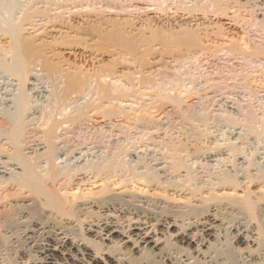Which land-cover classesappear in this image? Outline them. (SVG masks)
<instances>
[{
	"label": "bare ground",
	"instance_id": "bare-ground-1",
	"mask_svg": "<svg viewBox=\"0 0 264 264\" xmlns=\"http://www.w3.org/2000/svg\"><path fill=\"white\" fill-rule=\"evenodd\" d=\"M52 1L56 2L57 4H58V1L61 3L65 1V2H68L67 5H72L73 3H78V2L79 3L85 2L87 4V3H90L92 0H61V1L52 0ZM169 1L170 0H163V1L161 0L159 7H161L162 10H166V8L168 7L167 3H169ZM191 1L192 0L181 1L182 2L181 5L180 4L177 5L178 4L177 3L175 7L176 11L174 12L175 14L177 11L179 12L180 10V11L186 12V14L191 15V17L182 18L180 20H179L180 16L178 15L168 17V19L166 18L167 19L166 22H168V29L167 28L164 29L161 26H157V27L155 26L154 27L155 29L154 30L152 29L150 36H147V37L142 36L139 38H135V36L131 34L132 30H130V27H129V30L128 28L127 29L125 28L126 25H128V23L123 27L124 24L121 25L119 23L120 25H118L117 21H115L117 24L113 22L112 23L113 25L111 24L112 26L109 25V27L111 26V28L109 29V31L107 30L106 32L98 28L92 31L88 29L86 30L84 29L83 32L81 31L83 34H86V35L97 36L102 41H108L109 38L114 39L112 43L113 45L111 48L112 50L108 49L106 51H101V52L102 53L109 52L111 53L112 57L113 56H117V57L113 58L114 60H111L110 63L108 62L106 67L103 66V68H99V69L97 68L96 70L94 69L93 73H90V74L85 73V71L83 72V70H81V72L78 71L77 73H70V71L64 72V70L59 69V67L56 64L52 63L51 59L49 58V56L46 55L45 52H43L44 54H42L41 52L43 50H46L48 46H50V49H51V46L53 47V45H51L53 44L51 41L49 42L44 41L43 39L41 40L40 38L39 43H36V41L33 39L32 40L25 39L27 36L25 37L23 35L24 36L23 38L20 37L18 35L17 30L20 32L21 28L20 30L18 29V27H17V30L16 29L9 30V28L5 29L3 27L5 26L3 25V23H5L4 21L5 19L3 20L2 17L3 16L5 17L8 11H5V13H3L2 11L3 6L2 7L0 6V8H2L0 9L1 10L0 13L2 12L3 14H5V15H3L2 13L0 14V15H3V16H0V19L2 20V21L0 20L2 23V24L0 23V33L6 34L7 36L8 35L12 36V37L9 36L11 37L10 40L12 39V42L10 41L11 43L9 44L10 48L8 47L10 49L8 50V53L12 57H10L11 58L10 60L8 59L10 61L8 62L4 58L8 54L7 55L5 54V56L3 57L4 54L2 55L1 54L2 52H0V56L2 55V57L6 60V64H4L6 67H4L3 65L2 66L4 67L3 69L4 71H5V68L7 70L10 69L11 70L10 72L13 75H15V76H5V75L3 76L2 74L0 76V117L1 118H3L4 116L6 117V118L4 117L3 120L1 119L3 123H0V231H2L7 237L15 238L16 233L20 234L19 235L20 237L21 235H23L22 236L23 241L18 239L19 241H21V243L17 244V246L15 245V248L21 247L20 248L22 250L21 252L25 254V250H26L29 254L28 258L25 261H23L24 257H21L19 261L12 263L11 261L12 259L9 260L8 257L6 258L7 256L6 255L7 251L5 252L6 249H0V264H92L99 260L104 261L106 264H151L152 259H153L152 261H154L157 264H200L201 263L200 260L202 259L204 260V262H207L210 264H215V263L217 264L219 262L217 260V255L214 254V252H210V249H212L215 244L213 243L212 238L215 239L216 242H218L220 237L223 236V235L221 236V232L219 231L221 229L220 225H223L222 230L232 229L230 239H232V241H234L235 243L236 242L238 243L242 240L248 243L249 247L256 246L257 247L256 249L258 248L261 249L255 255L252 252H246V255H242L241 257V263L243 262V264H264V249H263L264 244L262 242L263 238L261 239V236L257 232V230L255 231L253 228L249 226V221L247 220L245 221V217L243 215H242L243 216L242 218H236L235 220H231L230 222L228 220L227 223L220 222V224H216L218 221H221L220 219L216 218L220 214L221 211L224 212L225 210L226 213L227 211L229 213L230 211H235V209L239 211V209L245 210L248 208H255L254 204H256L257 201L251 200V198L247 197V195L246 197H242V198L240 196L238 200H235L236 206L230 203H229L230 206L228 204L222 203V208H220V210L219 208H216V207L212 208V210H209V211L201 210L199 209L200 204L192 200L191 203L193 204L194 207H192L191 209H188V208L184 209L186 211H183V212L179 211L181 215H178L176 213L178 211H175L174 209L168 210V208L164 209L165 208L164 207L161 211L158 210L160 209L159 207H154L153 203H150L148 200H145L143 197H141L142 194L137 195L136 191H135L136 195L134 196L126 195V197H121V199H117L116 201L114 198H111L110 196L109 197L106 196L107 195L106 191H103L105 192L103 193L104 195L100 194L98 199H94L92 195L95 192L94 193L89 192L87 194L83 193V195H81L79 191V194L81 195L80 197V195L76 193H75L76 196L73 193H72L73 195H69L70 194L69 193L67 194L68 196L67 195L61 196L55 190L56 189L55 187L57 185L56 183L59 184V182L62 181L60 179H62L63 177L69 178L68 182H66L67 181L66 180L67 178H66L62 184L63 185L62 187L66 189L67 187L74 184V182L76 181L75 180L76 177H78L77 175L85 173V172H88L87 174H93L96 179L94 177L93 178L97 180V178L99 177L101 178L102 176L108 177L110 175L113 177L114 176L117 177L119 176V174L121 175L120 173L121 171L122 173L125 171L124 173H127V175L131 176L132 178H130L129 180L127 179L129 177L128 176L126 177L125 175L126 179L125 178L121 179L122 182L120 180L121 183H124L123 185L129 184V183H132V184L139 183L141 185H144L145 187H151L153 183H156L157 178L155 176L153 178L151 177L152 175L151 176L148 175V171H147V174L145 172H144L145 174L137 173V172L139 171L141 167L142 168L144 167L145 169L148 170L150 163L152 161H156L157 160L156 156L158 155L154 156L151 154V158L152 156L153 158L152 159L150 158L151 160L150 162H148L147 160L145 163L142 162L144 165L146 164L145 165L146 167L141 165V161L143 160L140 161L135 158L140 159V157L137 155L138 152L136 153V150L138 148L142 146L147 147L148 143L155 142L156 138H160V140H162L160 142L164 145V148L165 149L167 148V153L169 156H166V155L165 156L163 155V156L164 158H166V160L167 158L171 160L170 166L172 165L174 171L179 172V169H183V168L187 169L189 167L192 168V165L194 163L197 164L198 160L196 162H193V164H191L192 162L188 164L187 161H189L188 159L189 157H192L193 159L203 158L202 160L205 161L206 163L202 164V160H201L199 164V165L202 164L203 167L204 165H207L208 167H210L212 164L210 165L208 163L215 161L216 158L214 159V157L218 155L217 154L218 151L214 150L215 148H212L211 146L209 147V146H203V145L202 146L195 145L196 148L194 149V151L196 152L200 150H204V149L206 150L201 152L203 154L193 155V153L195 152H193V150L191 149L192 146L190 147L189 143L187 142L188 140H190L189 133L187 132L185 133V131L182 132L183 136H185V134H188V136L186 135L185 138L182 137V134H180L181 136L174 137V138H177L179 141H176V139L175 140L172 139L173 137L168 138L167 136L168 133H171V131L173 130H174L173 132L175 133H177L178 131V129H175L174 127L175 123L172 125L171 122L173 121H171L170 122L171 124L170 123H169L170 125L168 124L169 127L167 126V128L169 130H167L166 127H165L166 129H164V126L159 127L161 125L155 124L156 122L153 123L155 125L152 126L151 121L153 119L155 120V118L150 117V116H152V114L155 113L154 112L155 109L157 112H159L162 108H164L163 107L164 105L166 106V104H168V101L169 103L171 101L173 102V104L175 103L176 107L179 108L178 113H180L181 111V112H185L186 114H188L186 115L185 113H182L183 114L182 117H184V120L190 121L191 119V121L192 120L197 121L196 122L197 124L198 122H200L202 126L208 129L209 125H208V119H207L208 118L207 112H205V114L202 115L203 112L200 113V110H201L200 109L199 113L201 115L197 112V113H194L196 115L191 116L190 113L186 112L189 110V109L187 110L186 108L187 104L185 106V103L186 102L189 103L192 99L200 98V100H203L202 95L205 94V92L207 91L216 93L220 89L219 85H216V82L210 83L207 80L208 78L207 79L205 78V80L202 79L203 76L205 75V71L204 72L202 71L203 72L202 74V72L199 70L198 67L201 66V63L205 65V64H208L209 62L211 64L212 62L220 61L224 57L226 60H228L227 62H229L231 59L240 58L243 60L242 65H241L243 67H241L240 69L242 71V72L240 71L241 74H239L238 68L235 69L236 68L235 66H234L235 67L234 69L237 71L233 72V69L231 70V68L230 69L228 68L229 71L228 70L226 71H228L229 74L232 73L233 74L232 76H237V77L242 76L243 77L242 80L243 79L245 80V81L243 80L244 81V85L242 84L243 86L245 85L248 86L249 84L251 85L252 83L254 84L261 83V85L264 84L263 82L264 80L262 81V78L259 79V77L258 78L256 77V76H261V77L264 76V71H263L264 69L262 71L254 70L255 66H253L254 63H257L259 60L264 59V0H207V2H205V4H202V5L200 4L198 5L200 0H194V2L191 3L192 5L189 6L190 4L189 2ZM33 2H36V1L34 0ZM48 2L50 3L51 0H49ZM164 3H166L167 5H165V8H162L164 7L163 6ZM27 4H30V3H27ZM51 4H53V2ZM12 5L14 4L12 3ZM12 5H10V8ZM54 5L56 4L54 3ZM17 7H19L18 4L16 5V8ZM24 8H26L25 5H24ZM30 8H33V7L31 6L28 7V9ZM54 9H57V8L55 7ZM4 10H6V8H4ZM30 10L32 11V9ZM30 10L28 11L25 10L26 12L23 13L21 9L23 17H21L22 19L20 18L21 19L20 23L18 22L19 20L17 21L19 23L18 25L24 27L23 25L25 23L31 24V22L35 20L33 19L34 17H37L38 15L41 17L42 14H43L42 16L44 17V14H45L44 12L42 11L31 12ZM37 10H39V7L37 8ZM198 13L199 14L204 13L205 16H208L209 14L214 15L218 19L217 21L219 23V24L216 23L218 24V26L214 25V26H217V28L219 27L218 33L219 32L223 33L224 31L228 30L226 29V25L229 24L230 28L236 27L239 29L242 28L243 30H246L245 32L247 36H244L245 38L243 42H241L242 40L241 41L235 40L232 42L230 41V45L223 44L222 43L223 41L222 42L219 41L218 43L215 41L214 45H210L213 43H210V44H208V42L205 43L204 41L206 38L211 39L212 37L209 36V33H206L209 28L207 29L205 25H204L205 27L203 26L202 28L201 26L203 24L199 22L197 23L199 19H202L200 17L198 18V15H199ZM47 14H45L46 17H47ZM260 16H263V17L260 18ZM57 17L53 16V18H51L49 22H52ZM225 18L228 19L230 22L228 23L223 22ZM193 21L195 22L194 24L191 23ZM104 24L106 25L107 23L104 22ZM165 24H163V26ZM194 25H196V27L198 28H194L193 27ZM129 26H131L132 28L131 23ZM148 26L146 28L150 29V27H152L151 25H148ZM57 27L55 25L54 28L57 29ZM70 27H73V26H70ZM70 27L67 26V31H68L67 33H70V32L73 33L74 30L72 31ZM230 28L229 30H231ZM57 30L63 31V28L60 29L59 27ZM200 30L201 31L203 30V33L205 32L204 36H209V37H206V38L203 37V35H201V33L199 32ZM250 32H261L260 34L261 44L260 43L257 44V42L255 41H253L255 42L253 43L251 39H248ZM77 33L79 34L80 32L77 31ZM142 33H144V31ZM218 35L216 36L220 37L221 39L222 37L220 36V33ZM166 36H168L167 39H165ZM203 38L205 39L203 40ZM239 38L242 39V37H239ZM0 48L2 49L3 47L0 46ZM100 50L101 49H98L97 52H100ZM220 53H223V54L220 55ZM157 56H159L158 57L159 61H162L168 66H170V64L172 65V62L176 63L175 66H177L178 71L175 72V75L172 74L173 76H176L175 78L171 77L172 75L168 74L169 72L164 69H162L163 71H160L161 69L151 71V68L153 67V65H155L154 63H155V59L157 58ZM2 57H0V62L1 61L3 62L4 60ZM1 58L3 60H1ZM6 58H9V57H6ZM193 59H195V62L200 65L199 66L197 64L198 67L197 68L195 67V69L197 70V72L200 71L198 73L202 77L201 79L204 80L203 84L201 85H200V82H198L199 78L197 77H196L197 79L194 77L195 80L192 78H191L192 80H190L189 78L184 79L185 76L187 77L189 76L186 73L188 72L190 73V71H192L193 69L191 67L192 69L191 70L189 69V71H187L190 65L189 66L187 65L188 66L187 68V66H185V63L188 64V61L190 63L191 60L192 62H194ZM186 60L188 61L186 62ZM192 62H191V66L195 63L194 62L192 64ZM227 62L225 64L226 66L228 65ZM7 64H8V68H7ZM37 66H39L43 71H46L47 76L45 77L38 76L39 74L35 73V70H37ZM185 67L187 69L183 70L182 68H185ZM207 67H211V66H207ZM120 68H126L130 70V72L128 71L127 73H125L126 71L123 73L119 72ZM214 69L217 70L216 76H223L225 73L224 66L220 67L217 64V67ZM4 71L3 73L6 74L5 72L7 71L5 72ZM244 71L246 73H244ZM257 71L260 72L258 75H256ZM10 72L9 74H11ZM153 74H155V76H159V77L161 76L160 79L162 80L161 81L162 83L156 84L158 78L153 77ZM183 75L185 76L181 77ZM118 76L119 77L121 76L120 83H117L119 80L112 83L111 80L112 79L115 80L114 78ZM195 76H198V75L195 74ZM248 76H251V77L255 76L256 78H249ZM229 78H231V75ZM164 79L166 80L168 79V81ZM196 82L199 83L200 87H198L197 85L198 83L196 84ZM24 83L28 84V87H26L27 85L25 86V88H27L26 89L27 91L25 90V92L24 90L20 91ZM86 91H88V93H86ZM78 93H82V95L84 94L82 96L84 99L87 96H90L89 97L90 99L86 98L87 101H84L83 104L81 103L79 105V100L83 98L81 96H79V98L74 97V95L76 94H77L76 96H78ZM39 96H41V98H39ZM37 97L38 99H36ZM44 97L47 99L45 100ZM43 98H44V101L42 100ZM147 99L148 101L150 100L149 103L146 101ZM207 99H210V98L208 97ZM39 100H42L41 104ZM38 101L39 103H37ZM127 101H132V102H127ZM124 102L130 103L129 109H126V106L122 105V103ZM75 103L76 104L78 103L77 104L78 106L76 105V107L71 108L73 104H74L73 106H75ZM106 103L108 104V106L106 105ZM198 103L201 104L200 106H202V108L204 109L203 111H205V108H206L205 104L208 106L207 101L205 100L201 103L200 102ZM208 103H211V100H208ZM185 108H186V111H183ZM189 108H193V106ZM102 109H109V110L116 109L117 112L120 113V115L124 117L125 120H127L126 123L128 124H125V125H128L129 129H133L137 131L136 133L139 132L138 130L140 128L142 129V130L140 129V133H143V135L141 134L142 136L136 137L135 140H133L132 138L131 139L132 141L130 140L128 141L129 143L123 142L124 143L123 145L121 143H117V146H119V148L114 146L117 148V150L119 149L120 153H124L125 157L129 156V160L132 162H135V166H132V165H131L132 167L127 166L128 165L127 161H126L127 165L126 166L123 165L124 164V162H122L123 159L121 160L123 164L121 162L120 163L117 162V165H116V162L114 164L113 162L114 160H111L112 162L110 161L111 163L110 165L106 164L105 166H102L101 164L100 165L94 164L90 168H89L90 164L89 166L87 164L86 166L82 164V162L85 159H87V157H91L94 154L95 155L97 154L96 152L95 153L91 152V150L93 151V149L97 148L98 146H93L92 148H89V149L87 148L88 145H91V146L92 144L98 145V144H95L99 142L97 137H96V140H94L95 136L91 140L89 139L92 136H89V139H87L88 137L83 136L84 139H76V140L72 139L73 141L66 140V139H64L63 141L61 140V142L59 143L55 141L56 140L55 138H58L60 136V134H58L60 132L59 131L60 129L65 130L63 132L67 133L68 131H70L71 128L75 127V125L76 126L79 125L80 122H83V123L92 122L90 125L92 126V128H95V124L99 123L97 122V119H95V117L98 115V113H100V110L102 111ZM146 113H149L151 115L148 116V114ZM104 114L103 116L105 117L106 114L105 115ZM176 115H180V114H176ZM150 118H152V120ZM166 118H167L166 120H168L170 117L167 116ZM254 123H257V121ZM123 127H126V126H123ZM234 127L235 126H233V128ZM252 127H255V124L252 125ZM26 128L27 129L29 128V131L28 130L26 131ZM151 128H154L153 131L155 132L156 130L155 133H158V135H154V132L152 133V131H149L150 133L145 132L146 129L148 130ZM129 129H127L126 127L125 131ZM163 129L164 131L166 130L165 131L166 133L162 132ZM198 129L200 130V128ZM39 131L42 132L41 136H37V134L40 133ZM130 131H127L129 132V136H131ZM200 131L202 133L204 132L203 130H200ZM200 131L197 133V135L202 136ZM160 132L164 134L163 137H160L159 135ZM189 132L192 133V131H189ZM240 133L242 134V132ZM27 134H29V136ZM123 134L125 135L127 133L124 132ZM192 134L194 135V133ZM146 136L147 138H145ZM181 137L182 139H180ZM42 144H44L48 148V150H44L47 148L43 147ZM192 144L193 143H191V145ZM60 145L62 146L60 147ZM263 145L261 147H263ZM107 146H111L110 143ZM128 146H130V148L127 149ZM208 147L210 149H207ZM6 148H9L10 151H12V153L8 154L10 156L5 155ZM131 148H134V150L132 151ZM88 151L91 153H89ZM170 151L171 153H169ZM182 152L186 153L184 157H182L183 156ZM64 154L66 157H64L65 161L63 162L64 163L68 162V164L66 163L67 164L66 168L64 167L65 164L64 166L62 165V168L63 167L65 168L62 171L61 166H58L57 161L60 160V158H62V155ZM3 157H7V160H4ZM164 158H161V159H164ZM257 160L255 162H257ZM124 161H125V158H124ZM231 161H233V159ZM43 163H45V165H43ZM155 164H158V161H156ZM187 164L190 166L188 167ZM213 164L215 165L216 163H213ZM234 164L235 163H233V165ZM259 166L260 168H262L261 165ZM17 169H21L22 172L19 173L20 171L19 172L16 171ZM220 169H224V168H220ZM225 171H226V168H225ZM43 172H44V175L43 174L41 175V173ZM209 172H211V170ZM227 173H232V172L230 170V172H227ZM234 173H235V170H234ZM188 174L191 175V173H188ZM123 175H121L122 178H123ZM209 175H211V173ZM213 175H215V173ZM223 175L224 174H222V176ZM227 175L226 176L224 175V176L231 177L233 174H229V176ZM222 176L220 178L216 176L217 179L216 178L215 179L217 181L216 182L211 181V183H208L207 186L211 184L210 187H212V185L214 184V186L219 185L224 188L232 186L231 188H234L235 185H237L236 183L237 181H235V179H232L234 176L231 178L230 177L222 178ZM260 176L261 174L258 177ZM191 177L193 176H190V178ZM210 177H212V175ZM194 178L195 177H193L192 179ZM192 179L190 180L192 181ZM194 181L196 180L194 179ZM117 182L119 185V181ZM184 182H186V180ZM177 185L178 184H176V186ZM198 185H199L198 187H194L193 189H198L202 187V185L200 187V183ZM185 187H186V184H185ZM81 188H78V189L80 190ZM142 189L141 191H144ZM102 190H105V188ZM227 194L229 193L225 194L226 197L228 196ZM211 195H212V200L219 198L218 196L219 194L216 195L212 193ZM69 196H71L72 198L74 196V198L71 199L69 198ZM236 196L239 197L238 195ZM220 198L224 199L223 195ZM136 202H140V204L141 203L142 204L138 205L136 204ZM94 208L98 210L95 211ZM48 209L52 210V214H58V216L59 214L60 215L62 214L63 216L64 214L69 215V213L71 214L72 212V215L73 213L75 215L80 214L79 216L87 214L86 217L94 218V220L88 223V225L85 227V234L94 233L93 245L91 243H87L85 240V237H81L79 234H77V232L70 230L71 228H67L66 226L65 227L60 226L58 225V222L56 221H55L56 223H53V221H50L49 218L44 219L42 217L39 218V216L35 218V216L33 215V212H38L40 214V212L37 210L48 212ZM29 212L30 213L32 212L31 213L32 215ZM223 212L221 213L223 214ZM117 213H118L117 216L120 217L119 221H121L124 218V216L126 217L128 221L127 224H124L125 222L122 223L123 221L120 224V223H117L118 222L117 220L116 221L113 220L116 218V217L114 218V215ZM172 213L174 214L176 213L177 215L176 214L173 215ZM232 213H235V212H232ZM232 213L231 215H234ZM260 214H261V217L264 216V209H261ZM121 215H124V216H121ZM16 216H18V218ZM127 217L130 218V220ZM180 217H183L182 220L183 219L188 220V222L185 223L184 221L179 226L178 218ZM239 217H241V215H239ZM23 218H25V220H23ZM192 218L196 219L195 222H192V220H190ZM62 219L64 220V218ZM26 220H29V221L27 225L24 226L26 229L22 231V228L19 229L18 225H20L21 223L23 224V222H25ZM217 226L219 229L218 228L216 229ZM173 228H176L177 230L175 235L171 231ZM172 236L174 237L170 239H173V241L170 240L169 242V237H172ZM164 240L168 241V246L170 247V249H166L167 248L166 245L163 244ZM107 241L110 243V245L109 243H107ZM22 242H23V246H21ZM183 244L187 246H191V244H193L194 248L190 249V252H189L185 248H183ZM113 247L121 248V251L118 252L117 249L112 250ZM29 251L31 253H29ZM200 256H202V258H199ZM136 261H139V262L137 263Z\"/></svg>",
	"mask_w": 264,
	"mask_h": 264
},
{
	"label": "rangeland",
	"instance_id": "rangeland-1",
	"mask_svg": "<svg viewBox=\"0 0 264 264\" xmlns=\"http://www.w3.org/2000/svg\"><path fill=\"white\" fill-rule=\"evenodd\" d=\"M9 1L10 0H3V1L1 0L0 1V6L1 7L3 6L2 7L3 9L2 8H0V9H2L3 13H5V11H8L6 13V15L1 12L3 15H5L6 18L3 15H0V16H3L2 17L3 20L5 19L4 20L5 23H3V25H5V26H3V27L5 29L9 28V30H13V29L17 30V27L20 30V28H21L20 32L17 30L18 35L20 37H22V38L24 36L25 37L27 36L25 39H28V40L29 39H31V40L33 39V40L36 41V43H39V41H40L39 39L40 38H41V40L43 39L44 41H48V42L51 41L53 43V44H51V45H53V47L51 46V49H50V46H48V48L46 50L41 51L42 54H44L43 52H45L46 55L49 56V58L51 59L52 63L56 64L59 67V69L64 70V72L70 71V73H77L78 71L81 72V70H83V72L85 71V73H89V74L93 73L94 69L96 70L97 68L98 69L99 68H103V66L106 67L108 62L110 63L111 60H114L113 58L117 57V56H113L112 57L111 53H109V52H104V53L101 52V51H106L108 49L112 50L111 49L112 45H113L112 43L114 41L113 38H109L108 41H102L97 36H91V35L83 34L82 32L84 31V29L85 30L88 29V30L92 31V30H96L98 28V29L104 30V32H106L107 30L109 31V29L113 25L112 23L113 22L116 23L115 21H117L118 25L124 24L123 27L128 23V25H126L125 28L126 29L128 28V30H129V27H130V30H132L131 34L134 35L135 38H139V37H142V36L143 37L150 36L151 31H152V29L153 30L155 29L154 28L155 26L156 27L157 26H161L164 29L165 28L168 29V22H166L168 17L174 16V15H178V16H180L179 20L182 19V18L191 17V15L186 14V12H183V11H180V10H179V12L177 11L174 14V12L176 11V8H175L176 4L178 3L177 5H179V4L181 5V3H182L181 1H185V0H181V1L180 0H177V1L173 0L174 2L172 0H170L172 2L169 1V3H167L168 7L166 8V10H162L161 7H159V5L161 3V0H158L160 2H158L157 0H101V1L100 0H98V1L97 0L96 1L92 0L90 3H87V4L85 2H83V3L82 2H80V3L78 2V3H73L72 5H67L68 2H65V1L63 2L65 4H63V3L59 2V1H58V4H57L56 2H54L52 0H51L50 3L48 2L49 0L48 1L47 0L46 1L45 0H39L40 2L42 1L43 3L42 2L40 3L38 0H35L36 2H33L34 0H31V1L30 0H27V1L26 0H11L10 1L11 3ZM13 1L15 3L16 2L17 3L15 4ZM47 2H48V4H47ZM52 2H53V4H51ZM193 2H194V0L189 2L190 3L189 6H191L192 5L191 3H193ZM205 2H207V0L206 1L205 0L201 1L200 0L198 5L199 4L200 5L205 4ZM12 3L14 5H12ZM27 3H30V4H27ZM54 3L56 5H54ZM17 4H18L19 7L16 8ZM69 4H71V3H69ZM167 4L166 3H164V5L162 4L164 6L162 8H165V5H167ZM10 5H12L11 8H10ZM24 5H25L26 8H24ZM35 5H36L37 8L39 7V10H37ZM21 6H23V7H21ZM30 6L33 7V8H30V9H32V11L30 9H28V7H30ZM47 7H48V9L49 8L50 9L48 10ZM55 7L57 9H54ZM4 8H6V10H4ZM40 8H41V10H40ZM21 9H22L23 13L28 11V10H30L31 12H33V11L34 12L42 11L45 14H47V13L48 14H47V17H46L45 14H44V17L42 16L43 14L42 15L40 14L42 18L38 15L39 17L37 16V17L33 18L35 20L32 19L33 21L31 22V24L30 23H28V24L25 23L23 25L24 27H22V26L18 25L21 22V19H22L21 17H23ZM46 11H47V13H46ZM10 12H12V13H10ZM13 13H14V15H13ZM53 16H56V17L58 16V17L55 18V20H53L52 22H49L50 19L53 18ZM199 17L202 18V19H199L197 21V23L198 22L202 23L203 24L201 26L202 28H203L204 25L206 26L207 29L209 28L206 33H209V36L212 37L211 39L213 41L210 38H206V37H209V36H204L205 32L203 33V30L202 31L200 30L199 32L201 33V35H203V37L206 38V39L203 38V40L205 39V41H204L205 43H207V42H208V44L213 43V44H210V45H214L215 41L217 43L219 41L220 42L223 41L222 43L225 44V45H230V41L232 42V41H235V40H237V41H241L242 40L241 42H243L244 38H245L244 36H247V34L245 32L246 30H243L242 28L239 29V28H236V27H231L230 28V25L228 24V25H226V29H228V30L225 29L226 31H224L223 33L219 32L220 36L222 37L220 39V37H218L219 36L218 35L219 34L218 33L219 27L217 28V26L219 24L218 21H217L218 19L212 14H209L208 16H205L204 13L203 14L202 13L199 14L198 18ZM262 17L263 16H260V18H262ZM58 20L59 21L61 20V21L59 22ZM1 21H0V23H1ZM183 21H184V19H183ZM104 22L107 23L108 25L107 24L105 25ZM170 22H172V21H170ZM223 22L228 23L230 21L225 18L223 20ZM130 23L132 24V28H131V26H129ZM143 23H145L146 25L143 24ZM149 23H151V24H149ZM155 23H156V25H155ZM191 23L194 24L195 22L193 21ZM216 23H218V24H216ZM16 24H17V26H16ZM54 24L56 25V27L58 26L57 29L59 27H60V29L63 28V31L57 30L56 28H54L55 27ZM163 24H165V25L163 26ZM109 25H111V26L109 27ZM134 25H135L136 28L134 27ZM148 25H151L152 27H150V29L146 28ZM212 25H213V27H212ZM214 25H217V26H214ZM67 26L75 27V28H73V27H70V28H71L72 31L73 30L74 31L76 30V31L75 32L73 31V33L72 32L67 33L68 32L67 31ZM193 27L194 28H198V27H196V25H194ZM229 28L231 30H229ZM135 29H137V30H135ZM207 29H205V30H207ZM42 30H43V32H42ZM64 30H66V31H64ZM77 31L80 32V33L78 34ZM143 31H144V33H142ZM12 33H13V31H12ZM75 33H77L78 35L75 34ZM260 34H261V32H250V34L248 36V39H251L252 42L253 41L257 42V44H259V43L261 44ZM216 35H218V36H216ZM9 36H11V35L7 36L6 34L0 33V44H1L0 46L4 48V49L0 48V52H2L1 53L2 55L4 54L3 57L5 56V54L6 55L8 54L6 57H9V58L4 57L8 62H10L9 61L11 59L10 57H12L8 53V50H10L9 49L10 48L9 44H11L10 41L12 42V39L10 40V38L12 36L11 37H9ZM239 37H242V39L239 38ZM167 38H168V36L165 37V39H167ZM218 39H220V40H218ZM255 42H253V43H255ZM98 49H101L100 52H97ZM4 52H6V53H4ZM222 54L223 53H220V55H222ZM2 55L0 57H2ZM158 57L159 56H157V58L155 59V63H154L155 65H153V67L151 68V71H155L157 69H159V70L161 69L160 71H163L162 69H164V70L169 72L168 74L175 75V72L178 71L177 66H175L176 63L172 62V65L170 64V66H168L167 64L163 63L162 61H159ZM2 58H1V60L4 59V58L3 59ZM5 59L3 60V62H5V63H3L2 61L0 62V73H1L0 76L2 74H3V76L4 75L5 76H15V75H13L10 72L11 71L10 69L7 70L5 68V71H7V72H5L3 70L4 67H6L4 65V64H6V60ZM187 61L188 60H186V62ZM193 61L195 62V59H193ZM227 61L228 60H226L225 57H224L220 61H215V62H212L211 64L209 62H208V64H205V65L203 63H201V66H200L198 63H196V62L194 63L191 60L190 63H189V61H188V64L185 63V66H187V65L189 66L190 65L189 68L187 66V68H188L187 71H189V69L191 70L192 68L194 70L192 69V71H190V73L189 72L186 73L187 75H189L188 77L185 76L186 74L181 76V77L185 76L184 79L185 78H189L190 80H192V79L195 80V78L197 77V78L200 79V80L198 79V82H200V85L203 84L205 78L206 79L208 78L207 80L210 83L211 82H214V83L216 82V85H219V87H220V89L218 91L219 93L218 92L214 93V92H210V91L208 92L207 91V92H205V94L202 95L203 96L202 97L203 100H200V98L192 99L190 101L192 103V105H191L190 102L189 103H187V102L185 103V106L187 104V106H186L187 110L188 109L189 110L186 111V108L183 110V111H186L187 113H190L191 116L192 115H196L194 113H197V112L199 113L200 109H201L200 113L203 112L202 115H204L205 112H207V114H208L207 115V117H208L207 119H208V125H209L208 129L206 127L202 126L200 122H198V124H197L196 123L197 121H193V120L191 121V119H190V121L184 120V117H182L183 116L182 113H185V112H181L180 111V113H178L179 108L176 107L175 103L173 104V102H171V101H170V103L168 101V104H166V106L165 105L163 106L164 108H162L163 110L161 109L162 111L160 110L161 112L160 111L157 112L156 109H155L154 112L157 113V114L153 113L155 116L153 114H152V116H150L151 114L146 113V114H148V116L155 118V120L153 119L154 121L152 120V118H150L152 120V121L150 120L151 123H152L151 124L152 126L157 124V125H161L159 127L164 126V129H166L167 126L169 127V125L171 123H172V125L175 123L174 127H175V129H178V131H177V133H175V132H173L174 131L173 130V131H171V133H168V135H167L168 138L169 137L170 138L173 137L172 139H174V140L176 139V141H179L177 138H174V137L181 136L180 134H182V132H184V131H185V133L186 132L189 133L190 134V140H188L187 142L189 143L190 147L192 146L191 149L193 150V152H195V153H193V155L203 154L201 152L206 150V149H204V150H200V151L196 152V151H194V149L196 148L195 145H199V146L203 145V146H209V147L211 146L212 148H215L214 150L218 151V153H217L218 155L216 157H214V159L216 158L214 162H209L208 163L210 165L212 164L211 165L212 167L210 165H209L210 167H208L207 165H204V167H203L202 164L206 163L205 161L202 160L203 158H201V159L194 158L193 159L192 157L188 156L189 157L188 158L189 161L191 160L190 162L186 160L188 164H190L191 162H192L191 164H193V162H196L197 160H198L199 163L198 162H197V164L194 163L192 165V168L189 167L190 165L187 164L189 168L186 167L187 169H185V168L179 169V172L178 171H174L172 165L170 166L171 160L169 158H167V160H166V158H164L165 155L169 156L168 153H167V148L166 149L164 148V145L160 142V141H162V140H160V138H156L155 142L148 143L147 147L142 146V147L138 148L136 150V153L138 152L137 155L140 157V159L139 158H135V159H138L140 161L143 160V161H141V165L145 166L146 164L144 165L142 162L145 163L146 160L148 162H150L151 161L150 160L151 154L154 155V156L158 155V156H156V158H157L156 161H158V164H155L156 161H152L153 163L152 162L150 163L151 167L149 165L148 170L145 169L144 167L143 168L141 167L140 169L138 168L139 171L137 170L138 171L137 173H144L145 172L146 174H147V171H148V175H150V176L152 175L151 177L154 178V176H155L157 178L158 181L156 180V183H153L151 185V187H145L144 185H141L139 183H137L138 185L136 183L135 184L134 183L133 184L129 183L130 185L129 184L123 185L124 183H121L122 182L121 179H124V178L126 179L127 176L129 177V178H127L129 180H130V178H132L131 176L127 175V173H124L125 171L123 173H122V171L120 172L121 175L124 174L123 178L119 174V176H117V177H115V176L113 177V176H110V175L108 177L107 176L106 177L102 176L101 178H103V179H101L99 177V178H97V180H95L96 178L94 177L93 174H87L88 172H85V173L77 175L78 177H76V179H75L77 182L75 181L74 184H72L71 186L67 187L66 189L62 187L63 186L62 184H63L64 180L67 177L66 178L63 177L62 179H60L62 181H60L59 184L56 183L57 184L56 187H55L56 188L55 189L56 192L58 194H60L61 196H64V195L66 196L69 193H70L69 195H73V194L75 195V193L79 194V191H80L81 195H83V193L87 194L89 192L90 193H94L95 192L92 196L94 197V199H98L100 194L102 195L103 193H105L103 191H106L107 192L106 196H108V197L110 196L111 198H114L116 201H117V199H121V197H126V195L127 196L128 195L129 196H134L136 194L137 195L142 194L141 197H143L145 200H148L150 203H153L154 207H159L160 209H158V210L161 211L164 207H165L164 209L168 208V210L174 209L175 211H178V212H176L178 215H181V213L179 211L183 212V211H186L184 209H187V208L191 209L192 207H194L193 204L191 203L192 200L196 201V202H198V204H200V208L199 209H201V210H208L209 211V210H212V208H215V207L219 208V210H220V208H222V203L228 204L229 206H230V204H233L234 206H236V201L235 200H238V198H240V196L242 198V197H246V195H247V197L251 198V200H254V201L256 200L257 201V203L254 204L255 208H248V209H245V210L239 209V211L242 210L243 213H242V211L239 212L237 209H235V211H230L229 210L231 213L235 212V213H232L234 215H231V213L230 212L228 213V211L226 213L225 210H224V212L221 211V212H223V214L220 212V214L216 217V218L220 219L221 221H218L216 224H220V222H226L227 223L228 220L230 222L231 220H235L236 218H242L244 216L245 217V221L246 220L249 221V226L251 228H253L255 231L257 230V232L261 236V239L263 238L262 242L264 244V224H263L264 223V219H263L264 216H262L263 217L262 218L261 214H260L261 213V209H264V164H262V163H264V160H263L264 158H262V157H264V151H263L264 150V145H263L264 144V84L261 85V83H259V84L252 83L251 85L249 84L251 87L249 85L248 86L247 85L243 86L245 80L244 79H243L244 81L242 80V78H243L242 76H238V77L237 76H232L233 75L231 73L232 71L230 72L231 74H229V72H228L230 68H231V70L233 69V72L237 71L235 69L238 68V70H239L238 72H239V74H241L242 71L240 69H241V67H243V66H241L243 60L238 58V59H231L229 62H227ZM191 62H192V64L194 63L192 66H191ZM226 62L228 64L227 66L225 65ZM173 64H174V66H173ZM197 64L200 67H198ZM217 64L220 67L224 66L225 73H224L223 76H216L217 70L214 69V68L217 67ZM202 65H204V66H202ZM100 66H102V67H100ZM207 66H211V67H207ZM253 66H255L254 70H258V71L261 70L262 71L264 69V59H261L257 63H254ZM195 67L196 68L198 67L201 72L205 71V75L208 76V77H206L204 75L203 78H202L200 76V74L198 73L200 71L197 72ZM7 68H8V64H7ZM187 68L185 67V68H182V69L184 70V69H187ZM39 69H40V71H39ZM179 69H181V68H179ZM204 69H206V70H204ZM121 70H123V71H121ZM226 70H228V71H226ZM3 71L6 74H4ZM86 71H88V72H86ZM127 71L130 72V70H128L126 68H120L119 72L127 73ZM258 71H257L256 75H258L260 73ZM9 72L11 74H9ZM157 72H159V71H157ZM203 72H202V74H203ZM35 73L39 74L38 76H44V77L47 76V72L43 71L39 66H37V70H35ZM244 73H246V72L244 71ZM119 74H121V73H119ZM176 74H178V73H176ZM195 74H197L198 76H195ZM228 74H229V76H228ZM150 75H152V74H150ZM173 75L171 77L175 78L176 76H173ZM230 75H231V78H229ZM253 75H255V74H253ZM35 76H37V75H35ZM137 76H138V74H137ZM120 77L118 76V77L114 78L115 80L112 79L111 80L112 83L117 81V80H119L117 83H120ZM153 77L158 78L156 84L157 83L158 84L162 83L161 82L162 80L160 79L161 76L159 77V76H155V74H153ZM226 77H227V79H226ZM248 77L249 78H256V77L258 78L259 77V79L262 78V81L264 80V76H262V77L261 76H256V77L255 76H252V77L248 76ZM201 78L204 79V80H202ZM209 78L211 79V81H210ZM164 80H166V79H164ZM166 81H168V79ZM201 81H202V83H201ZM198 82H196V84ZM26 83H24V85H22L23 87L21 86L22 89L20 91L24 90V92H25V90L27 89V88H25V86L27 85L26 87H28V84H26ZM94 85H92V86H94ZM197 85H198V87H200L199 83ZM86 93H88V91H86ZM41 95H43V94H41ZM76 95H74V97L79 98V96L82 97L84 94L82 95V93H78V96H76ZM89 97L90 96H87L86 98H89ZM208 97L210 99H207ZM39 98H41V96H39ZM44 98L42 99L43 101H44ZM148 98H150V97H148ZM36 99H38V97ZM46 99L47 98H45V100ZM85 99L84 98L80 99L81 101L79 100V105L81 103L83 104L84 101H87V99L86 100ZM42 100H39L40 104H41ZM205 100L207 101L208 106L205 104L207 109L205 108V111H203L204 109L202 108V106H200L201 104H199L198 102L201 103V102H203ZM208 100H211V103H208ZM39 101L37 103H39ZM146 101L148 103L150 102V100L148 101V99ZM212 101H213V103H212ZM127 102H132V101H127ZM127 102L122 103V105L126 106V109H129L130 108V103H127ZM193 103H194V105H193ZM195 103H196V105H195ZM77 104L75 103V106H73L74 105L73 104L71 108L76 107ZM127 104H128V106H127ZM106 105L108 106L107 103H106ZM107 106H105V107H107ZM188 106L189 107L193 106V108H189ZM226 108H227V110H226ZM40 109H41V107H40ZM173 112H174L175 115L173 114ZM100 113H98L99 116L97 115L95 117V119H97V122H99V123L95 124V128H92V126L90 125L92 122L91 123L80 122L79 125H77V126L75 125V127L71 128L70 131H68L67 133L63 132L65 130L60 129L59 130L60 132L58 131L59 132L58 134H60V136L58 137L59 139L55 138L56 139L55 141L59 143V142H61V140L63 141L64 139H66V140L75 139L76 140V139H84V137H88L87 139H89V136H92L89 139V140H91L95 136L94 140H96V137H97L98 141H99V142H97L95 144H98V145H94V144H92V146L88 145L87 148L89 149V148H92L93 146H98L97 148L98 149L100 148L102 150H100V149L98 150L97 148L93 149V151L91 150V152H93V153L96 152L97 154L96 155L94 154L91 157H87V159H85L82 162V164H84L85 166H86V164L88 166L90 164V166H89V168H90L94 164H96V165H100L101 164L102 166H105L106 164L110 165L111 164L110 161L114 160L113 161L114 164L116 162V165H117V162L120 163L121 160L123 159L122 162H124V164L121 162L123 165L126 166L127 163H128L127 166H130V167L135 166V162L130 161L129 160V156L125 157L124 153H120L119 149L117 150V148H119V146H117V143H121L123 145L124 144L123 142L129 143L128 141L129 140L132 141L131 140L132 138H133V140H135L136 137L142 136L143 133H140V129L141 128L138 130L139 131L138 133H136L137 131H135L133 129H129L128 125H125V124H128V123H126L127 120H125L124 117H122L120 115V113L117 112L116 109H114V110L102 109V111L100 110ZM103 114L105 115V117L103 116ZM176 114H180V115H176ZM186 115H188V114H186ZM252 115L254 116V118H253ZM167 116L170 117L169 118L170 120L169 119L166 120ZM251 117H252V119H251ZM3 118L0 117V121H1L0 123H3L2 122ZM247 119H249V120H247ZM250 120H251V122H250ZM171 121H173V122H171ZM253 121L254 122L257 121V123H254ZM153 123H155V124H153ZM254 124H255V127H252V125H254ZM199 125H200V127H199ZM123 126H126L127 129H129V130L125 131L126 127H123ZM233 126H235V127L233 128ZM29 128L28 129L26 128V131L27 130L29 131ZM198 128H200V130H203L204 132L202 133ZM230 128H231V130H230ZM251 128H253V129H251ZM164 129L162 131L163 133L166 131V130L164 131ZM96 130H98V131H96ZM153 130H154V128H151V129H148V130L146 129L145 132L148 133L149 131H152V133H153L154 132ZM167 130H169V129L167 128ZM123 131L127 133V134H125L126 136L123 134L124 133ZM127 131L131 132L130 133L131 136H129V132H127ZM189 131H192V133H194V135L191 132H189ZM199 131H200L202 136L197 135V133ZM95 132H97V133H95ZM103 132H105V133H103ZM155 132H156V130H155ZM155 132H154V135H158V133H155ZM162 132L159 133L160 137L164 136V134ZM240 132H242V134ZM33 134H35V133H33ZM172 134H173V136H172ZM27 135L29 136V134H27ZM41 135H42V132L37 134V136H41ZM103 135H104V137H103ZM186 135L188 136V134H185V136H183V134H182V137L185 138ZM237 135H239V136H237ZM63 136H64V138H63ZM147 136L145 138H147ZM182 137L180 139H182ZM199 137H201V138H199ZM117 141H119V142H117ZM189 141L191 143H193V144L191 145V143ZM109 143H110L111 146H107ZM42 145H43V147L47 148L44 144H42ZM262 145H263V147H261ZM61 146L62 145H60V147ZM114 146H116L117 148L114 147ZM130 146H128L127 149L130 148ZM209 147L207 149H210ZM216 147L218 148V150H217ZM219 147H220V149H219ZM204 148H206V147H204ZM44 150H48V148L44 149ZM131 150L133 151L134 148H131ZM5 152H6L5 153L6 156L9 153H12V151H10L9 148H6ZM91 152H89V153H91ZM143 152H144V154H143ZM231 152H233L234 154L231 153ZM169 153H171V151ZM121 154L125 158V161H124V158L122 157ZM182 154H183L182 157H184L186 155L185 152L184 153L182 152ZM232 154L235 157H233ZM261 155H263V156H261ZM8 156H10V155H8ZM64 157H66L65 154L62 155L63 159L60 158V160L57 161V164H58V166H61L62 171H63V169L66 168V165L68 164V162H66L67 164L63 162V161H65ZM116 157H118V158H116ZM229 157H230V159H229ZM111 158H113V159H111ZM152 158H153V156H152ZM161 158H164V159H161ZM257 158H258L259 161L257 160ZM3 159L7 160V157H3ZM232 159H233V161H231ZM128 160H129V162H128ZM201 160H202V164L199 165ZM256 160H257V162H255ZM60 161H61V163H60ZM126 161H127V163H126ZM221 161H223V162H221ZM219 162H221L222 164L219 163ZM226 162L227 163L229 162V163L227 164ZM251 162L253 164L254 163H256V164L253 165ZM213 163H216L215 164L216 166ZM233 163H235L234 164L235 166L233 165ZM64 164H65V166H64ZM82 164H80V165H82ZM248 164H250V165H248ZM43 165H45V163H43ZM62 165L65 168L64 167L62 168ZM259 165H261L262 168H260ZM198 166H199V168H198ZM238 166H239V168H238ZM150 168H151V170H150ZM208 168L211 170V172H209L210 170ZM220 168H224V169H220ZM225 168H226V171H225ZM240 168H241V170H240ZM153 169H154V171H153ZM257 169H259V170H257ZM230 170H231L232 173H227V172H230ZM234 170H235V173H234ZM16 171H18V172L20 171L19 173L22 172L21 169H17ZM152 171H153V173H152ZM219 172H220L221 175L219 174ZM188 173H191V175H189ZM208 173L209 174L211 173L212 177H210L211 175H209ZM214 173H215V175H213ZM251 173L252 174L253 173L254 174L257 173L258 175L255 174V176H254V174L252 175ZM42 174L44 175V172L41 173V175ZM222 174H224L225 176L227 174H228L227 176H229V174H233L231 177L234 176L232 179H235V181H237L236 182L237 185H235L234 188H231L232 186L224 188V187H221L219 185L218 186L217 185L214 186V184L212 185V187H210L211 184L209 186H207L208 183H211V181L212 182H216L217 181L216 180L217 177L220 178L222 176ZM249 174H251V175H249ZM260 174H261V176L258 177ZM125 175H126V177H125ZM224 175L222 176V178H229L230 177V176L229 177H225ZM190 176L195 177L194 179L196 181H194V179H192L193 177L190 178ZM190 179H192V181ZM66 180H67L66 182H68L69 178H67ZM120 180H121V182H120ZM185 180H186V182H184ZM117 181H119V185H118ZM199 183H200V187H201V185H202V187L198 188V189H193L194 187H198ZM176 184H178V185L176 186ZM185 184H186V187H185ZM49 187H51V186H49ZM78 188H81V189L79 190ZM104 188H105V190H102ZM140 188L141 189L143 188L142 190H144V191H141ZM135 191H136V194H135ZM212 193L216 194V195L219 194L218 195L219 198H216L215 200H212V195H211ZM226 193H229L230 195L227 194L228 196L226 197V195H225ZM221 194L223 195L224 199L220 198L222 196ZM81 195H80V197H81ZM236 195H238L239 197H237ZM69 198L73 199L74 196H73V198L71 196H69ZM134 199H135V197H134ZM79 201H81V200H79ZM234 202H235V204H234ZM136 204L141 205L142 203L140 204V202H136ZM213 205H215V206H213ZM233 205H231V206H233ZM94 210L97 211L98 209L94 208ZM37 211H39L40 214L38 212H33V215L35 216V218L38 217V216H39V218L42 217L44 219L45 218L46 219L49 218L50 221H53V223L58 222V225H60V226H63V227L66 226L67 228H71L70 230L77 232V234H79L81 237H85L86 242L87 243H91L93 245V237H94L93 235H94V233L93 234H90V233H88V234L86 233L85 234V227L88 225V223L92 222L94 220V218L86 217L87 214L79 216L80 214L76 213L77 215H75L73 213V215H72V212H71V214L69 213L70 217H69V215H65V214H64V216L62 214L61 215L59 214V216H58V214H52V210H50V209H48V212H44L42 210H37ZM48 214H49V216H48ZM172 214L175 215L174 213H172ZM117 215H118V213L114 215V218L116 217L115 219H113L114 221L117 220L118 221L117 223H120V224L123 221L122 223L125 222L124 224H127L128 221H127V219H126V217L124 215H121V216H124V218H125V219L123 218L121 221H119L120 217L117 216ZM239 215H241V217H239ZM18 216H16V217L18 218ZM224 216L226 217V219H225ZM62 218H64V220ZM182 218L183 217L178 218L179 219L178 220L179 226L184 221H185V223L188 222V220H184V219L182 220ZM26 219H27V217H26ZM128 219L130 220V218H128ZM23 220H25V218H23ZM190 220H192V222H195L196 219L192 218ZM26 221L23 222V224L21 223L20 225H18L19 229L22 228V231L24 229H26L24 226L27 225L29 220H26ZM22 225H23L24 228L22 227ZM220 226H221V229L219 231L221 232V236L222 235L223 236L220 237L218 242H216V240L212 238V241L215 244H214L213 248L210 249V252H214V254L217 255V260L219 261L218 262L219 264H243V262L241 263L242 255H246V252H252L255 255V254L258 253V251L261 250L259 248L256 249L257 248L256 246L249 247L248 243H246L245 241H242V240L240 242H238V243L237 242L235 243L234 241H232V239H230L231 230L232 229L222 230L223 225H220ZM217 228H218V226L216 227V229ZM228 230H230V231H228ZM171 231L175 235L177 230H176V228H173ZM19 235L20 234L16 233V236L19 237V238H17L16 236H15V238L7 237V236H5V234L2 231H0V249H6L5 252L7 251V254H6L7 256L6 255L5 256H6V258L8 257L9 260L12 259L11 260L12 263L13 262L15 263V262L19 261L21 257H24L23 261H25L28 258V255H29L26 250H25V254L23 252H21L22 251L20 249L21 247H16L15 248V245L17 246V244L21 243V241H19V240L23 241V239H22L23 235H21V237ZM173 237L174 236L169 237V242H170V240L173 241V239H170V238H173ZM13 242L14 243L16 242V243L14 244ZM107 243H109V242L107 241ZM163 244L166 245V247H167L166 249H170V247L168 246V241L167 240H164ZM109 245H110V243H109ZM21 246H23V242H22ZM96 246H97V244H96ZM18 248L20 249V251H19ZM183 248H185L187 251L190 252V249L194 248V246H193V244H191V246H187V245L183 244ZM116 249L118 250V252L121 251V248H116V247L112 248V250H116ZM263 249H264V246H263ZM29 253H31V252L29 251ZM137 257H138V255H137ZM199 258H202V256H200ZM152 260H151V262H152L151 264H157V263H155ZM136 262L138 263L139 261H136ZM200 262H201L200 264H210V263L204 262L203 259L200 260ZM92 264H106V263L104 261H102V260L101 261L99 260V261H96V262H94Z\"/></svg>",
	"mask_w": 264,
	"mask_h": 264
}]
</instances>
